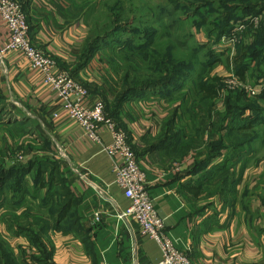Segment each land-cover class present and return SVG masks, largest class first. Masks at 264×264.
<instances>
[{
  "label": "crops",
  "instance_id": "0c3cea01",
  "mask_svg": "<svg viewBox=\"0 0 264 264\" xmlns=\"http://www.w3.org/2000/svg\"><path fill=\"white\" fill-rule=\"evenodd\" d=\"M22 1L33 43L53 58L55 71L70 74L88 89L85 105L112 103L115 80L100 53L83 64L89 28L82 1ZM248 1L260 6L264 21V0ZM251 17L244 18L239 11L238 25L249 24ZM255 36L256 32L251 34L245 45H251ZM8 41V28L0 15V49ZM221 69L222 76L228 74ZM245 82L262 85L264 65L252 63ZM168 97L164 92H149L139 101L126 103L115 120L124 128L147 176L167 234L194 264H264V188L252 183L258 180L257 163L251 156L230 157L232 148L225 140L228 150L224 153L229 156L223 153L206 170L194 174L195 166L207 156L202 149L195 150L188 134V109ZM0 100V152L27 150L23 165L51 157L65 190L63 195L57 187L39 188L34 171L25 177L27 196L21 203L2 204L1 200L0 237L19 264H159V244L143 236L131 218L120 219L131 206L115 184L113 167L122 163L120 158L110 157L69 118L58 93L21 52L9 53L0 65ZM219 111L214 126L220 131L210 129L220 138L226 134L225 108ZM100 137L103 146L111 145L108 128H101ZM221 165L227 170L233 166L234 174H221L226 169L211 174ZM216 176L211 185L210 177ZM230 177L235 181L233 188L225 185ZM42 179L48 182L49 174ZM97 213L99 224L93 220ZM35 238L37 244L32 241Z\"/></svg>",
  "mask_w": 264,
  "mask_h": 264
},
{
  "label": "rangeland",
  "instance_id": "374dc122",
  "mask_svg": "<svg viewBox=\"0 0 264 264\" xmlns=\"http://www.w3.org/2000/svg\"><path fill=\"white\" fill-rule=\"evenodd\" d=\"M81 1L90 39L92 38L93 42L103 41V44H111L108 47L103 46L99 55L108 67L107 70L113 75L116 91L123 90L126 76H129L130 82L145 79L156 84L165 83L166 80H185L182 82L183 86L177 83L169 90H163L161 89L163 85H158L152 91H164L169 96L166 100H169L170 96L175 97L171 103L179 102L180 107L188 109L185 118L189 122L188 134L191 135L195 150L202 149L205 156H212L211 144L227 138L212 135L210 128H213L217 119V112L225 108V101H229L228 98L232 96L234 98L241 91L237 88L238 80H234L236 78L234 61L238 50L246 46L245 41L248 42L251 34L255 33V31L250 33L252 29L249 27L240 32L238 25L240 21L229 19L227 12L232 10L231 7L247 4V1ZM241 23L245 24L244 21ZM132 46L141 47L142 53L139 50L133 51ZM220 68L226 69L228 74L222 76ZM176 69L181 72L189 69L190 72L186 77L178 79L174 72ZM218 79L215 85L221 90L219 96L203 99L207 95L201 91V86L209 85ZM249 85L256 87L255 83ZM261 86L264 88V83ZM241 93L245 94L243 91ZM119 126L122 128V125ZM219 131L220 128L217 132ZM246 134V139L250 138L252 143L240 155L251 156L252 161L257 163L258 180L252 183L257 182L259 188L261 186L264 188V179L260 180L264 177V128L262 130V127L256 125L255 128L247 130ZM204 135H207L205 136L207 140L203 138ZM232 144L229 145L230 148ZM39 150L40 147H37L36 152ZM231 151L230 157L237 158L235 147ZM27 154L28 151L23 149L0 152V164L10 168L12 163L16 165L24 162ZM224 154V157L229 156ZM254 166L252 163V167ZM224 167L219 166L211 174L221 173ZM228 168L230 169L226 168L221 174L226 176L234 174V167ZM242 171L240 169L239 172ZM221 174L219 179L224 180ZM217 178L210 177V184L213 185ZM233 180V177H230L229 184L232 188L235 184ZM250 183L251 181H248L247 185Z\"/></svg>",
  "mask_w": 264,
  "mask_h": 264
},
{
  "label": "built area",
  "instance_id": "2783aa9c",
  "mask_svg": "<svg viewBox=\"0 0 264 264\" xmlns=\"http://www.w3.org/2000/svg\"><path fill=\"white\" fill-rule=\"evenodd\" d=\"M0 15L9 33L8 43L0 49V65L4 64L9 53L18 51L26 57L34 69L40 70L45 83L58 93L69 118L77 122L86 131L89 139L102 146L103 151L110 157L120 158L122 163L113 167L115 184L131 202L130 208L121 215L120 219L131 218L138 225L143 236L159 244L162 251V260L159 264H194L190 255L179 250L167 234L165 221L159 216L151 198L147 176L137 160L127 134L107 115L105 103L96 101L86 106L85 101L89 98L88 89L70 74L55 71L56 62L53 58L45 49L33 43L22 0H0ZM261 21L260 15L252 18L249 23L257 28ZM245 24H240V32L248 27L247 23ZM237 88L241 90L240 92H245L249 98L258 97L264 89L261 85L252 87L239 80ZM103 127L108 128L112 136L110 146L102 145L100 130ZM14 164L12 163L11 166ZM93 220L95 224H99L100 214H95Z\"/></svg>",
  "mask_w": 264,
  "mask_h": 264
},
{
  "label": "trees",
  "instance_id": "16d2710c",
  "mask_svg": "<svg viewBox=\"0 0 264 264\" xmlns=\"http://www.w3.org/2000/svg\"><path fill=\"white\" fill-rule=\"evenodd\" d=\"M246 1L247 4H242V6L237 5L230 8L232 10L227 12V14L229 15V19H235L237 22L238 20L236 18L238 16V11L242 12V16H244V18L252 16L250 18L252 19L254 17L262 15L259 5L253 6V4L248 0ZM23 7L25 9L24 3ZM247 25L250 29H254L253 25H251L250 23ZM254 31L256 32L255 42L248 46H242L238 50V54L236 55L234 61L236 65L235 77L239 81L244 83H246V75L249 72L252 63L256 62L258 64L264 65V21H261L260 25L255 28ZM110 45L111 44L109 43L103 44V41L93 42L92 38L90 39L89 37L84 49V57L86 59L83 60V64H87V62H89L93 58V56L97 55V53H100L103 46L108 47ZM131 48L133 51L139 50L142 53V51L140 50L141 47L137 48L132 46ZM174 72H176L175 75L178 76V79H182L183 77L187 76L190 70L185 69L183 72H181L179 71V69H176ZM125 78L126 79L123 90H119L116 92V97L114 98L112 103H105L106 113L113 121H115L119 117L120 111L126 103L141 100L142 98H144L145 94L153 92L152 90H154L155 87H158V85H163L161 87V89L163 90H169L172 85L177 83L182 85V82L185 81L166 80L165 83L156 84L145 79L130 82L129 76H126ZM214 81L216 82L214 83ZM218 81L219 79L213 80L209 85L201 86V91L206 93V95L208 96L204 97L203 99H213L216 96H219L221 90H219V88L215 85L216 83H218ZM232 97L228 98L229 101H225V127H223V131H226L224 138H227L228 140L224 139V141L219 142L214 141L210 146L212 148V156L206 157L204 161L197 164L195 166L194 174L206 170L220 155L228 150L227 145L224 143L225 140L230 142V145L233 143L232 148L235 147V151L236 153H238L239 157L241 156L240 154L243 153L244 149H246V146H250V144L252 143L250 138L246 139V131L255 128L256 125L258 127H262V130L264 128V91L256 98H249L246 94H243L241 92L238 93V95H236L234 98ZM231 100L233 102H231ZM1 104L2 103L0 100V107H2ZM2 111L3 107L2 109H0V114L2 113ZM247 112L250 115H247ZM239 122L245 123L242 126H236V124ZM213 128L216 129V132L218 131V128H216L214 124ZM51 159V157L38 158L32 160L26 165H23V163H17L10 168H7L0 164V204L1 200L3 201L2 204L21 203L27 196V185L25 183V177L34 171H36L37 173L38 179L36 183L39 188L47 187V189L53 190L54 187H57L58 193L65 195L63 182L59 181L55 176L58 172V165L56 163H53ZM217 168L218 167H215L214 169L217 170ZM225 169L226 168H223L222 171H224ZM45 174H49L50 176L48 182L42 179ZM228 183L229 182H226L225 184L227 187H229ZM11 194V199L13 202L9 199V197H11ZM62 217L63 216H61L60 218ZM32 241L34 244L38 243L37 238ZM0 264H19L16 257L8 250V248L5 247V244L3 243L1 237Z\"/></svg>",
  "mask_w": 264,
  "mask_h": 264
}]
</instances>
